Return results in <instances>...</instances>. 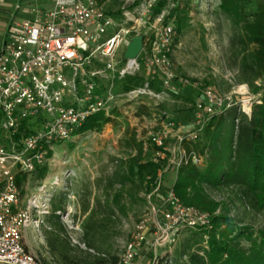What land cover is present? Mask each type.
<instances>
[{
  "label": "built area",
  "instance_id": "obj_1",
  "mask_svg": "<svg viewBox=\"0 0 264 264\" xmlns=\"http://www.w3.org/2000/svg\"><path fill=\"white\" fill-rule=\"evenodd\" d=\"M109 1L19 0L9 12L0 47V132L5 130L0 135V264H43L26 248L23 232L28 227L39 229L51 210L40 208L37 197L22 207L17 178L49 168L56 146L71 140L76 127L99 112L108 115L115 80L149 70L163 90L173 89L176 82L171 59L177 38L176 19L171 15L175 4L155 14L160 0H120L116 17L105 9ZM135 36H143L142 50L135 59L125 60ZM119 50L121 60H117ZM95 92L103 96L95 97ZM128 92L135 100L155 91L145 81ZM203 97L205 101L195 105V131L178 137L180 144L196 142L208 119L232 104L213 88H205ZM252 102L247 112L240 109L249 115ZM36 124L43 129L33 130ZM23 125L25 131L15 140ZM151 136L156 147L168 138L166 133ZM189 161L202 162L194 153L184 152L176 170ZM166 204L169 211L163 223L156 224L157 233L208 225L206 212L184 206L173 191L168 192ZM148 223L147 219L137 223L118 264L138 259L139 247L148 244Z\"/></svg>",
  "mask_w": 264,
  "mask_h": 264
},
{
  "label": "rangeland",
  "instance_id": "obj_2",
  "mask_svg": "<svg viewBox=\"0 0 264 264\" xmlns=\"http://www.w3.org/2000/svg\"><path fill=\"white\" fill-rule=\"evenodd\" d=\"M18 1L0 0V47L10 19L3 11L12 12ZM160 1L166 7L174 4L172 0ZM178 1L181 7L189 6L190 21L184 32L177 34L172 51L176 75L173 89H152L155 91L152 94L131 100L127 94L135 87L126 91L125 84H141L144 82L142 77L153 72L142 70L123 81L115 80L110 91L114 95L110 107L116 112L111 117L112 121L58 144L46 174L29 176L22 184V207L33 197L38 198L40 208L48 206L50 210L52 199L63 200V209L59 214L61 233L72 249L88 250L81 226L88 213L83 209L104 207L107 202H114L115 196L121 192L119 176L124 173L126 162L135 154L132 147L135 138L143 146L147 158L166 162L163 164L162 181L151 193L140 191L132 197L124 195L119 207L111 204L115 219L107 225L106 241L111 253L121 258L124 246L132 241L137 223L147 219L145 238L148 244L139 247V257L133 264H167L165 258L172 256L169 260H173L171 258L177 257L182 251L181 242L191 232L180 227L175 232L162 235L157 233L156 224L163 223L169 211L166 197L174 183L177 164L186 152V146L179 143L178 137L195 131V104L205 101V88H213L220 96L230 100L231 106L244 108L246 112L249 101L254 99L250 88L239 83V66L230 51L231 40L235 35L242 34V30L235 27L222 11L220 0ZM121 6L120 0H110L105 9L119 17ZM121 58L122 50H119L117 60ZM111 84L106 82L108 86ZM255 84L260 87L264 79ZM94 96L103 95L95 92ZM38 129L42 130L43 126L36 124L33 127V130ZM163 133L168 138L155 153L150 152L151 135L162 136ZM4 134L5 130H2L0 135ZM206 194L218 206L216 215L228 211L231 218H243L248 226L258 228L263 224V216L251 212L237 190H208ZM47 220L48 217L42 219L39 229L26 228L24 243L43 264L44 260L48 264H59L48 246L46 231L50 228ZM157 239H161L160 244L156 243ZM89 252L95 254L93 250Z\"/></svg>",
  "mask_w": 264,
  "mask_h": 264
},
{
  "label": "trees",
  "instance_id": "obj_3",
  "mask_svg": "<svg viewBox=\"0 0 264 264\" xmlns=\"http://www.w3.org/2000/svg\"><path fill=\"white\" fill-rule=\"evenodd\" d=\"M172 1L175 8L171 15L176 19L179 35L189 24V6L181 7L178 0ZM164 7L159 1L154 13L159 14ZM220 8L242 30V34L231 40L230 51L239 66V83L250 88L254 99L249 115L237 106L224 108L208 119L196 142L184 143L186 153H194L202 162L181 165L170 191L184 206L206 212L209 222L205 227L182 228L191 235L181 242L182 251L177 257L165 258L167 264H264V84L260 87L255 84L264 79V0H220ZM142 78L152 89L161 88L154 73ZM141 84L127 83L124 90ZM115 113L113 109L108 115L99 112L88 117L74 129L72 138L111 122ZM25 129L23 125L14 139L18 140ZM132 142L135 154L119 176L122 190L114 202L83 209L88 213L81 225L87 251L72 249L62 238L58 212L63 209V200H51L52 210L47 220L50 230L46 235L50 252L59 264L119 263L120 258L111 253L105 237L107 225L115 219L111 204L119 207L124 195L151 193L162 181L163 164H166L147 158L141 143L135 138ZM150 146L149 151L155 153L157 147L152 143ZM47 170L48 167L39 169L35 175L43 176ZM26 179V176L18 177V185ZM233 189L239 192L251 212L263 216L260 227L246 225L243 218H231L228 211L215 214L218 206L208 198L207 191ZM92 250L95 254L89 252ZM44 264L48 263L44 260Z\"/></svg>",
  "mask_w": 264,
  "mask_h": 264
},
{
  "label": "water",
  "instance_id": "obj_4",
  "mask_svg": "<svg viewBox=\"0 0 264 264\" xmlns=\"http://www.w3.org/2000/svg\"><path fill=\"white\" fill-rule=\"evenodd\" d=\"M143 36H135L132 38L130 44L128 45L124 59H135L143 47Z\"/></svg>",
  "mask_w": 264,
  "mask_h": 264
},
{
  "label": "crops",
  "instance_id": "obj_5",
  "mask_svg": "<svg viewBox=\"0 0 264 264\" xmlns=\"http://www.w3.org/2000/svg\"><path fill=\"white\" fill-rule=\"evenodd\" d=\"M1 10H2V9L0 8V11H1ZM3 12H4L5 14L9 15V12H11V11H9V10H8V11H5V10H4Z\"/></svg>",
  "mask_w": 264,
  "mask_h": 264
}]
</instances>
